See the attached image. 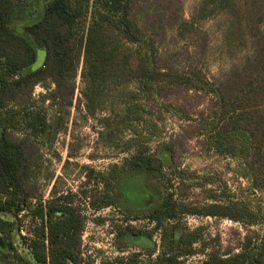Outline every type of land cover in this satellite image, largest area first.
I'll return each mask as SVG.
<instances>
[{"label": "trees", "instance_id": "trees-1", "mask_svg": "<svg viewBox=\"0 0 264 264\" xmlns=\"http://www.w3.org/2000/svg\"><path fill=\"white\" fill-rule=\"evenodd\" d=\"M39 2L40 19L16 29L11 26L14 20L33 15V1L0 0V264H91L82 257L84 217L71 204L73 195L42 202L36 182L41 167L36 139L51 142L64 128L77 75L86 115L107 110L98 138L108 147L133 151L106 173L88 170L89 182L103 188L91 191V210L121 209L125 220L154 226L149 233L127 226L117 230L116 239L144 242L159 230L167 249L151 264H182L179 258L195 253L198 236L193 232L177 237L175 223L181 214L227 219L245 228L258 227L259 234L244 237L237 253L226 258L212 253L202 264H264V209L250 197L254 192L264 195V0H204L202 7L209 8L210 15L225 18L228 50L243 53L217 81L191 69L192 64L177 71L160 53L158 45L169 29L184 39L197 31L193 22L183 20L180 0ZM38 49L45 57L33 69ZM36 85L53 86L40 103L47 98L55 117L48 119L33 102ZM190 92L210 98L209 115L196 113L193 118L185 104L168 101ZM150 105L160 115L194 122V134L206 151L237 162L247 195H216L213 189L201 208L181 205L175 199L180 194L170 191L163 172L176 155L174 143L164 141L160 116L154 118ZM14 130L21 137H15ZM125 133L132 136L125 139ZM152 141L156 145L151 152ZM150 184H155L152 190ZM152 195L160 196L156 204L134 208ZM126 259L118 263L135 264L131 256Z\"/></svg>", "mask_w": 264, "mask_h": 264}, {"label": "rangeland", "instance_id": "rangeland-1", "mask_svg": "<svg viewBox=\"0 0 264 264\" xmlns=\"http://www.w3.org/2000/svg\"><path fill=\"white\" fill-rule=\"evenodd\" d=\"M32 1L35 6L33 15L14 20L12 27L20 29L40 19L41 4L39 0ZM203 2L204 0H180L183 20L193 22L197 31L191 38L184 39L169 29L158 46L163 59L168 58L177 71L187 70L192 64L191 69L202 71L210 81H217L231 70L243 53L241 51L231 53L228 50L223 37L224 16L210 15L209 8L202 7ZM170 56L175 57L173 62ZM44 57L45 51L38 49L32 68H39ZM75 87L73 104L65 117L64 128L51 142H47L46 137L36 139L41 160L36 182L41 201L45 202L52 197L66 194L73 195L71 204L77 206L84 217L81 234L82 257L88 258L91 264H120L118 261H126L130 256L135 264H151L164 248L167 249L161 231L155 230L150 240L144 242L133 244L124 240L121 242L120 239H116L117 230L121 231L128 226L149 233L154 228L153 224L125 220L126 215L121 213V209L108 207L93 211L89 206L91 191L96 189L101 192L103 188L100 185L95 187L94 180L92 184L89 182L88 170L106 173L114 165H120L133 151H126L121 145L108 147L98 138L100 120L107 115V110L99 111L94 116L86 115L83 101H80L82 80L79 75L75 79ZM52 89V85L48 87L36 85L31 94L33 102L45 112L48 119L56 116V109L47 98L42 103L40 101L41 97ZM168 101L176 103V106L185 104L193 118L197 117L196 113L203 115L211 113L210 98L201 94L195 95L192 92L187 95L179 94L171 96ZM117 106L115 100L113 107ZM152 108L155 112L154 118L160 116V131L164 141L174 143L172 144L176 155L172 159L170 156L163 172L171 185L170 191L180 194L175 199L181 205L201 208L209 203L208 197L213 189L216 195H221L223 191L237 198L247 195L246 181L237 173V162L206 151L201 139L194 134L193 129L196 127L194 122L180 121L168 113L160 115L154 105ZM13 132L15 137H21L18 130ZM131 136V133L124 134L125 139ZM155 145L154 141L149 143V151H154ZM181 183L185 186L182 187ZM154 187L155 184H150L149 188L152 190ZM250 197L264 209L263 194L254 192V196ZM159 199L160 196L152 195L142 204L135 203L134 208L142 205L151 206ZM131 210L133 211H130V214L133 215L134 209ZM175 225L177 237L193 232L198 236V242L192 246L195 253L179 258L182 264H202L212 253H216L220 258H226L229 254L238 252V245L244 237L252 236L253 232L259 234L260 231L258 227L245 228L227 219L189 214H181Z\"/></svg>", "mask_w": 264, "mask_h": 264}, {"label": "built area", "instance_id": "built-area-1", "mask_svg": "<svg viewBox=\"0 0 264 264\" xmlns=\"http://www.w3.org/2000/svg\"><path fill=\"white\" fill-rule=\"evenodd\" d=\"M21 234H22V235H24V232H23V231H21Z\"/></svg>", "mask_w": 264, "mask_h": 264}]
</instances>
